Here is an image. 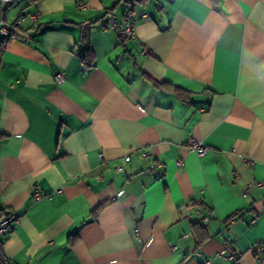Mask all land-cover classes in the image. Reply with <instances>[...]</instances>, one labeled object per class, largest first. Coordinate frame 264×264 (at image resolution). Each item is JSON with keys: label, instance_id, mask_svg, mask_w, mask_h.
Wrapping results in <instances>:
<instances>
[{"label": "crops", "instance_id": "crops-1", "mask_svg": "<svg viewBox=\"0 0 264 264\" xmlns=\"http://www.w3.org/2000/svg\"><path fill=\"white\" fill-rule=\"evenodd\" d=\"M129 5L3 10L9 22L22 15L0 51V220L18 216L4 254L11 264H233L232 253L258 264L264 185L244 192L264 183V0H142L132 37L102 29L108 11L122 27ZM191 138L209 151L199 157Z\"/></svg>", "mask_w": 264, "mask_h": 264}, {"label": "built area", "instance_id": "built-area-1", "mask_svg": "<svg viewBox=\"0 0 264 264\" xmlns=\"http://www.w3.org/2000/svg\"><path fill=\"white\" fill-rule=\"evenodd\" d=\"M13 1L14 0H0V51L4 47L6 40H8L11 37H15L17 35L18 30H19V25L21 23L22 15H20L17 18V20H15L14 22L7 21L3 16V10L5 9L7 5L12 3ZM135 4H136V1L131 0L129 8L124 13L122 27L119 26L115 15L111 11H108L105 14L104 20L102 21V29L103 30H107V29L116 30L122 38L132 37L134 24L136 23L138 19L137 17H135V11H134ZM27 16L31 20H36L38 17V14L28 13ZM24 37L25 39H29L28 34H25ZM64 76H65L64 72L61 71V72H58L54 76V79L57 83H59L64 79ZM188 146L199 157L204 156L209 151V148L207 146H205L202 142L197 141L194 138L190 139ZM262 185H264V183L262 182L248 184L246 191L244 192V196L249 189L253 187H261ZM32 196L35 200H40L43 197V195L38 191L33 192ZM196 211L198 213H201L202 211V208L200 207L199 203H198V206L196 207ZM17 221H18V216L14 213H9L7 214L6 217L1 219L0 220V238L1 236L8 233L11 230L12 225ZM207 221H208L207 217H204L202 220L203 223H206ZM251 252L258 264H264V244H262L261 242H256L252 246ZM228 259L231 260L232 263L234 264L236 263L237 256L230 253L228 256ZM0 264H11L10 260L4 254L1 239H0Z\"/></svg>", "mask_w": 264, "mask_h": 264}, {"label": "trees", "instance_id": "trees-1", "mask_svg": "<svg viewBox=\"0 0 264 264\" xmlns=\"http://www.w3.org/2000/svg\"><path fill=\"white\" fill-rule=\"evenodd\" d=\"M128 1H129V4H130L131 0H128ZM135 1H136V2H138V1L141 2L142 0H135ZM84 52H85V56L87 55V53H90V54L92 53L90 49H87V50H85ZM181 211H182V210H181ZM193 225H194V227L202 228V227L200 226L199 223H194ZM203 234H204V233H203ZM205 237H206V235L204 234V236H202V238H205Z\"/></svg>", "mask_w": 264, "mask_h": 264}]
</instances>
